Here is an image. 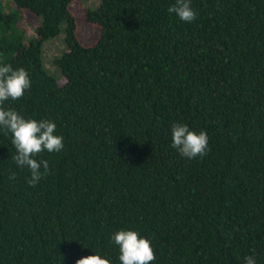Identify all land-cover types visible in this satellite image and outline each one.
Instances as JSON below:
<instances>
[{"label":"trees","instance_id":"obj_1","mask_svg":"<svg viewBox=\"0 0 264 264\" xmlns=\"http://www.w3.org/2000/svg\"><path fill=\"white\" fill-rule=\"evenodd\" d=\"M11 1L0 66L24 68L31 90L4 108L53 121L65 147L36 157L51 174L32 187L0 127V264H121V230L151 242L152 264H264V0H191L192 23L175 0H101L83 12L92 46L70 9L82 0ZM23 12L38 21L29 39ZM62 24L60 83L42 51ZM173 123L206 131L210 152L181 156Z\"/></svg>","mask_w":264,"mask_h":264},{"label":"clouds","instance_id":"obj_2","mask_svg":"<svg viewBox=\"0 0 264 264\" xmlns=\"http://www.w3.org/2000/svg\"><path fill=\"white\" fill-rule=\"evenodd\" d=\"M169 13H174L185 23H192L198 17L191 6V0H175L169 7ZM31 90L29 73L24 68L13 69L11 65L0 66V127L12 134V144L16 155L12 157L20 168L30 172L28 183L35 187L41 179L51 174L47 160H37L43 152L59 153L64 145V138L55 135L57 125L50 120L26 119L13 109L5 110L4 104L9 99L15 101ZM171 147L188 159L203 158L209 152V136L206 131L199 133L190 130L187 124L173 123L171 125ZM10 180L16 179L13 172ZM112 240L119 247L121 264H152L156 259L151 242L141 238L131 230H121L113 234ZM77 264H110L107 259L97 255L77 261ZM244 264H256L254 256L244 258Z\"/></svg>","mask_w":264,"mask_h":264},{"label":"rangeland","instance_id":"obj_3","mask_svg":"<svg viewBox=\"0 0 264 264\" xmlns=\"http://www.w3.org/2000/svg\"><path fill=\"white\" fill-rule=\"evenodd\" d=\"M4 8L7 12H12L13 2L11 0H2ZM101 0H82L80 3H74L71 5V11L75 14L77 18V37L80 43L84 46H92L97 38L99 31L97 28L92 27L90 24L83 21L84 9H94L100 5ZM18 26L25 31V37L27 39L35 35L34 30L38 26V21L28 12H23ZM65 30L64 24L60 26V32L54 39L48 40L43 45V65L47 73L63 83L65 80L62 77L60 70L54 64L55 59L59 58L64 52H66L67 47L65 44ZM5 60L3 56L0 55V63Z\"/></svg>","mask_w":264,"mask_h":264}]
</instances>
